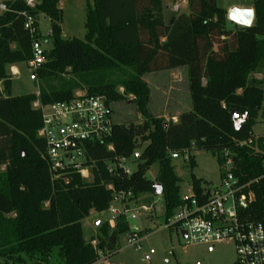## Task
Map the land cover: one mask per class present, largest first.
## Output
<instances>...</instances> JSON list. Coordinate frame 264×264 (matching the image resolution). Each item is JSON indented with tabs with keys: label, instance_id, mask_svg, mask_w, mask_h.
Instances as JSON below:
<instances>
[{
	"label": "trees",
	"instance_id": "obj_1",
	"mask_svg": "<svg viewBox=\"0 0 264 264\" xmlns=\"http://www.w3.org/2000/svg\"><path fill=\"white\" fill-rule=\"evenodd\" d=\"M165 1L88 0L84 40L62 37L60 0H38L35 8L5 2L0 14V264H96L100 254L115 250L120 234L130 231L128 220L119 216L111 232L103 224L95 246L84 238L83 220L92 211L108 210L121 193L131 192L135 199L154 193L156 184L163 188L167 223L181 204L171 154L185 150L192 170V152L211 153L221 168V154L229 151L234 175L251 184L255 197L247 217L264 225V155L240 146L254 135L264 105V80L251 78L264 62V0L253 2L252 27L234 29H228V11L217 0H188V13L174 12ZM24 14L36 18L35 36L25 29ZM40 14L51 19L52 47L33 74L39 95L13 97L7 68L30 63L33 42L43 43ZM179 68L187 70L190 107L177 122L166 121L150 112L146 77ZM78 90L105 96L113 109L132 95L143 121L115 123L104 143L87 144L89 180L76 174L53 180L38 136L42 115L33 104L70 101ZM234 112L248 115L239 131ZM134 154L136 171L127 175L117 166L109 172V163ZM154 165L158 174L151 181L147 174ZM204 185L192 176L197 195Z\"/></svg>",
	"mask_w": 264,
	"mask_h": 264
},
{
	"label": "built area",
	"instance_id": "obj_2",
	"mask_svg": "<svg viewBox=\"0 0 264 264\" xmlns=\"http://www.w3.org/2000/svg\"><path fill=\"white\" fill-rule=\"evenodd\" d=\"M0 0V14L6 11L5 2ZM28 7L35 8L38 0H17ZM188 0H179L172 6L174 12L185 9ZM25 29L31 36L37 32V20L33 16L25 15ZM45 48L43 43L34 41L32 45L33 59L29 65L37 71L45 63ZM35 79V76H33ZM39 95V93H38ZM34 108L42 115V126L38 136L45 143L43 157L49 165L53 180L68 181L71 175H80L89 180L92 165L88 163L87 144L104 143L113 132V106L105 96L89 95L86 90H78L70 101L57 102L44 106L37 100ZM241 147H251L255 153L264 155V134L253 135L249 140L240 144ZM113 150L112 146L108 147ZM189 154L172 153L173 159ZM182 155V156H183ZM221 182L217 186L204 185L200 194L193 191L191 197L181 198L180 206L167 221L168 228H174L182 238L185 246L196 244L213 246L217 243L232 242L237 253L235 264H264V225L252 221L247 217V211L254 202V194L249 183H241L234 175V156L229 151L221 154ZM217 158V157H216ZM127 159L123 158L109 163L108 170L112 173L117 166L130 175L125 167ZM132 198V193H121L116 201L120 205ZM112 209L113 217L126 216L130 210L126 207ZM136 214L132 215L135 218ZM182 232L186 236H182ZM130 245L142 249L144 237L141 231L133 228L129 232ZM154 250L145 256L151 261Z\"/></svg>",
	"mask_w": 264,
	"mask_h": 264
},
{
	"label": "rangeland",
	"instance_id": "obj_3",
	"mask_svg": "<svg viewBox=\"0 0 264 264\" xmlns=\"http://www.w3.org/2000/svg\"><path fill=\"white\" fill-rule=\"evenodd\" d=\"M92 3V0H90ZM171 5L172 1L166 0ZM254 0H217L218 6L226 9L228 12L233 8H253ZM88 0H60V8L63 13L62 37L64 39L77 38L85 39L86 35V5ZM174 4V3H173ZM173 4L171 6H173ZM181 13H188V9H182ZM255 22V20H254ZM39 29L42 34L43 46L45 49L52 47V41L49 39L51 31V19L45 15L38 16ZM228 29H234L235 24L228 20ZM45 40V41H44ZM19 73L12 72V66H8L7 71L12 74L11 95L21 96L27 94H38L40 90L39 82L33 78L34 70L29 63H20L15 65ZM169 74L160 73L146 77L151 88L150 112L157 117H163L166 121H173L178 115L190 107L188 88L184 82L181 73L178 74L176 83L169 81ZM251 78L259 81L264 80V62L261 64ZM1 88V86H0ZM119 94L125 93L123 87H118ZM127 102L114 105V120L116 123H142L143 117L137 113L132 104L134 96L128 95ZM34 107V104H33ZM254 135L264 134V105L258 116L257 123L253 128ZM142 149L138 151V154ZM196 167L192 170L188 158L189 154L181 155L179 159H174L175 173L181 180L180 197H191L193 194L192 176L201 179L211 186H217L221 182V168L217 159L209 152L194 151ZM136 154L125 162V167L133 173L137 169ZM158 174V165L151 167L147 177L155 181ZM119 203L114 202L110 208L103 212L92 211L90 216L83 220V233L87 242H92L95 246L98 237L101 236L100 227L108 223L110 232L114 229L117 218L113 217L112 209H121ZM124 207L130 210L127 220L130 230L137 228L143 232L144 240L141 243L142 249L132 246L128 242L129 232L120 234L117 238L115 250L106 251L100 254L96 264H235L237 262V253L235 245L232 242L217 243L212 247L209 245L196 244L185 246L182 238L174 228L166 226L165 203L163 196H157L154 193L144 194L135 199H128ZM122 206V207H123ZM132 218L133 214H136ZM154 250L151 261H146L145 256L149 251Z\"/></svg>",
	"mask_w": 264,
	"mask_h": 264
},
{
	"label": "water",
	"instance_id": "obj_4",
	"mask_svg": "<svg viewBox=\"0 0 264 264\" xmlns=\"http://www.w3.org/2000/svg\"><path fill=\"white\" fill-rule=\"evenodd\" d=\"M228 20L241 28H250L253 26L255 20V13L253 9L250 8H233L228 12ZM234 127L236 131H239L242 124L245 123L248 119V115H244L239 117V115L234 112ZM154 194L157 196H161L163 193V188L160 184H156L154 187ZM182 236L185 237L186 233L182 232Z\"/></svg>",
	"mask_w": 264,
	"mask_h": 264
},
{
	"label": "crops",
	"instance_id": "obj_5",
	"mask_svg": "<svg viewBox=\"0 0 264 264\" xmlns=\"http://www.w3.org/2000/svg\"><path fill=\"white\" fill-rule=\"evenodd\" d=\"M170 1H172V0H170ZM172 4H173V2H172ZM241 8H245V7H241ZM185 9H188V5L186 6ZM12 72L13 73H16V74L19 73L18 67L17 66H12ZM179 73H181L182 77H184V82H185L186 86H188L187 85V70H186V68H179V69L172 70L170 72H166V74H169V76H170L169 77V81L171 83H176L177 77H178V74ZM8 74L12 76L11 73L8 72ZM0 86H1V88H0V90H1L2 89V83H0ZM173 120H174V122H177L178 121L176 119V117H174Z\"/></svg>",
	"mask_w": 264,
	"mask_h": 264
}]
</instances>
